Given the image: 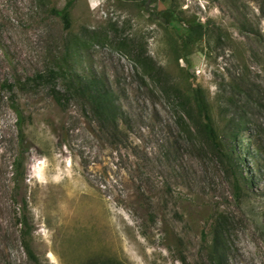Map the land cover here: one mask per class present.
<instances>
[{
	"label": "rangeland",
	"instance_id": "obj_1",
	"mask_svg": "<svg viewBox=\"0 0 264 264\" xmlns=\"http://www.w3.org/2000/svg\"><path fill=\"white\" fill-rule=\"evenodd\" d=\"M69 1L0 0V264H214L216 222L221 264H264L259 144L240 133V193L177 94L201 87L222 135L218 84L244 75L260 88L264 146L258 2L73 0L66 30L51 9ZM162 10L176 20L152 16ZM195 25L205 35L184 58ZM71 76L105 84L117 129L70 91Z\"/></svg>",
	"mask_w": 264,
	"mask_h": 264
},
{
	"label": "trees",
	"instance_id": "obj_2",
	"mask_svg": "<svg viewBox=\"0 0 264 264\" xmlns=\"http://www.w3.org/2000/svg\"><path fill=\"white\" fill-rule=\"evenodd\" d=\"M137 1H140L142 5L148 4L149 6L156 3V0ZM254 1L258 2L260 7L259 10L264 17V0ZM73 3V0H70L69 3L67 2L62 9H51V13L62 20L66 30H69L71 27V9ZM152 16L165 25H169L171 22L176 20V17L171 10H162L158 12L152 11ZM204 35L205 32L202 26L195 25L187 28L185 34L182 35V51H184V58L188 57L187 55L189 54L191 47H193ZM258 38L260 41L264 42V29L263 33L259 35ZM136 61L139 63L140 60L136 59ZM144 64L148 70H156V64L153 58L146 57ZM8 87L9 89H12L11 86ZM68 87L71 89L70 91L74 90L72 92L89 102L90 106H92V113L101 123H103L104 126L109 127L108 124H112V126H115L117 129L119 109H116V106L112 102L110 92L106 89L105 84H98L96 81L82 79L80 77L75 79L71 76L68 78ZM259 90V87L254 84H250V82L246 80L245 76L242 74H237L228 83L225 81L219 82L216 103L220 113V119H225L226 122V132L223 131L222 135L219 134V131L214 123V119L211 114V102L201 87L196 88L193 93L190 94H185L180 91L177 93L179 94L178 99L182 101L186 107V116L194 122L197 130L207 138L212 147H214L219 154L225 157L232 172L236 176L240 175L242 177V182L237 179L235 182V188L240 193L241 184L249 186V177H247L244 173L242 174L243 168L236 162V158H234V155H236V145L239 143L240 133L244 129L250 130V137L254 138L259 144L261 155L264 158L263 140L260 138L262 133L259 132V129L255 131L253 130V128H257L258 126L255 118L257 115L256 110L259 109L258 113H262V110H260L262 100L259 95ZM58 101L60 102V100ZM14 110L21 124L23 114L17 107H14ZM17 164L19 165V161ZM212 229V259L214 264H221L223 261L220 253L218 252L220 247L219 239L221 237V225L216 222L213 224Z\"/></svg>",
	"mask_w": 264,
	"mask_h": 264
}]
</instances>
